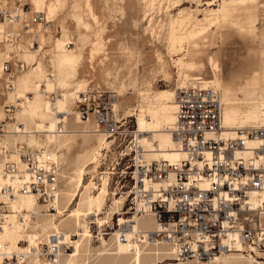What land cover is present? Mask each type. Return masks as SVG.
I'll use <instances>...</instances> for the list:
<instances>
[{
	"label": "built area",
	"instance_id": "2783aa9c",
	"mask_svg": "<svg viewBox=\"0 0 264 264\" xmlns=\"http://www.w3.org/2000/svg\"><path fill=\"white\" fill-rule=\"evenodd\" d=\"M214 2H218L215 0ZM62 36V25L47 18L30 0H0V94L14 90L16 78L33 65L22 55L33 52L44 56ZM73 45V36L64 40L63 49ZM58 92L47 93L54 100ZM117 94L87 84L77 93L74 111L81 121L92 115L96 129L116 138L110 145V171L116 176L112 194L123 198L120 212L99 224L88 216L91 237L121 240L134 217L152 215L157 227L138 230L136 237L167 244L174 264H214L217 256L243 252L256 257L264 253V201L255 207L247 203L249 194L264 190V127L241 126L226 132L222 122L219 92L196 82L178 88L175 94V122L170 132L184 156L176 163L167 160L143 161L142 147L125 144L129 119L114 111ZM5 120L13 121L17 107L4 104ZM5 121L0 122V235L6 221L8 202L18 195H32L56 213L54 203L62 188L61 165L46 147H33L23 141L9 145ZM21 124H18V126ZM258 144L244 155L248 142ZM102 151V150H101ZM133 152V153H132ZM100 152L98 161L102 160ZM117 168V169H116ZM108 177V175H105ZM154 182L158 183L153 187ZM51 233L45 243L32 246L18 256L0 238V264L36 260L52 264L56 255L70 250L71 242ZM72 239L76 235L70 236Z\"/></svg>",
	"mask_w": 264,
	"mask_h": 264
},
{
	"label": "rangeland",
	"instance_id": "374dc122",
	"mask_svg": "<svg viewBox=\"0 0 264 264\" xmlns=\"http://www.w3.org/2000/svg\"><path fill=\"white\" fill-rule=\"evenodd\" d=\"M174 1L175 0H173V2ZM63 2L64 5L62 9L55 15L58 23L62 25V36L54 41L53 45L45 51L46 54L44 56H38L34 59V54L31 53V61H33V59L35 60V66L22 73L20 82L28 75H33L32 71L37 66L40 68V74H37L35 77L36 84L46 80L47 74H53V48L56 43L62 42L63 44V41L70 39L72 35L73 45L66 50L73 54L75 60L72 64H67L55 71L56 75H54L56 79L53 82L54 85L50 84L52 82H48L49 88L56 87V90H59L58 95L60 89L66 92V104L64 102L60 103L66 111L71 107L69 101L70 96H68L67 93L75 90L77 84L84 79L87 84L116 92V107L120 115L130 120L128 130H134L136 137V132L139 129L137 123L139 110L142 108L143 113L146 115V109H155L153 102L156 101L160 93L165 90L174 92L176 87L182 83V81L180 82L181 79L179 78V71L176 65L177 59H181L185 62L191 60L196 62L197 65H202V68L199 70L189 71V74L192 76L202 77L205 80L214 79V76L219 78L221 93L225 86H231L233 90H235L234 96L236 101L241 103L239 104L241 110H246L248 108L249 104L247 103H249L251 99L254 101H264L263 1L251 5L249 9H238L239 11H235L233 17L228 16L226 19L221 18L218 24L212 26L205 34L194 39V41H184L181 46L177 47L178 49L176 47L171 49L170 47V19L176 16L177 12L181 9L194 10L192 13L196 17L201 18L210 8H219V15L221 17L223 16V10H221V6L218 5L220 0L214 2L213 5L210 6L204 4L205 0H180V5L176 6L174 4L172 5L171 0H153L151 1L153 5L149 4V0H90L94 12L98 15V23H95L89 16L85 6V0H62V3ZM241 27H243V29ZM98 30H102L101 38L105 46L103 45V47L101 46L99 49V51L101 49L103 50H101V53L97 51L99 55H92V57L95 58H92L90 62V48L93 43L92 41L96 38L95 36ZM193 42H196L195 46ZM58 54L60 57L61 53ZM157 55L160 56V60L157 59ZM210 57L217 63L218 70H213L208 63ZM254 71H257L258 74L257 86L253 88L249 87L248 89H240V83H244L245 80L249 79ZM151 90L152 92H149ZM250 91H253V97L248 95ZM6 93L3 95L0 94V103L4 100ZM146 93L150 94V98L144 99L143 96H145ZM39 98L44 108L47 109L48 104L45 103L44 97L39 95ZM47 99H49L48 96ZM171 102L172 99L169 104ZM45 109L43 111H45ZM129 110H131V112H127ZM39 112L41 111H38V113ZM131 113L134 114L131 116ZM35 117L32 118L31 115L30 130H33L34 122L45 123V133L53 130L50 125L53 124L54 117L50 112L47 111L44 117L39 115ZM92 119L93 118L90 117L88 122H83L81 120L79 121L77 114H70L63 122H60L51 133L61 130L65 131L68 129L66 127L68 123L80 128H84L85 125L88 126L91 123L93 125L92 129L95 130L96 126ZM6 121L8 120L6 119ZM262 121H264L263 109L260 110L258 119L259 123ZM165 126L163 125V128L168 129V127ZM45 133H36L35 138H37V142H29L30 145L37 148L44 145L47 140V135ZM135 137L133 139V137H130L128 134L125 135V144L132 149H136V146L140 145L142 147V153L145 152L147 149L146 144L137 143ZM83 138L84 136L78 135L68 144V148L57 147L55 148L56 150H54L56 154L58 153L57 157L61 165V177L63 180L62 189L66 188H64L67 181L66 178L71 174L76 156L83 150L81 145ZM87 138H91V141H93L92 143H94L96 135L88 136ZM6 139H9L8 143L10 144L17 140H21L19 137H12L11 139L9 136H6ZM109 140H111V142L101 151V153H104L102 160L92 164L87 170L88 173L85 174V183L87 184L92 180L91 182L95 184V187L91 186V194L98 192L104 176L108 175V177L105 176L108 180V193L101 214L98 215L100 220H108L113 212H120L119 210L122 205L119 204L117 208H114V200L120 198L112 194L113 185L116 183L115 174L114 176H111L112 174H103L104 170L107 171V167H109L108 171H110L111 165H115L112 159V151L109 147L116 141V138L110 136ZM39 142L40 145L38 144ZM152 143L153 148H155L157 143ZM52 148L53 146L50 145L49 149ZM58 148L60 149L58 150ZM153 152L155 151L149 152V155L146 157L149 158V161L161 159L153 155ZM79 200L80 198L76 197L71 207H77ZM42 210L43 213H46L45 207H43ZM59 210L61 211L59 214L49 215L56 223L64 219L67 214V208L63 207L61 204L59 205ZM46 214L48 215V213ZM115 215L116 214H114L113 217H115ZM33 225H35V223ZM59 227V231L65 233L66 229L64 226L60 224ZM140 229L145 228L140 227ZM31 233H38L40 235V228H31ZM71 233L75 234V232ZM113 237L95 239L90 235L91 251L89 254L87 253L83 256V259H86V263L98 264L104 258L108 257L110 253L115 252V233ZM75 238L78 239V236L76 235L74 239ZM103 240L107 243L105 252L102 255H98V252H100L99 250L104 247L102 246ZM36 241L40 244L44 243L46 240H43L40 235ZM138 244L141 246V250H146L147 247L143 245L147 243H140L138 241ZM161 244L168 252V246L164 245V243H160V246ZM71 249H73L72 246L70 247V250ZM132 251L133 250L127 251V259H130L129 257L132 256ZM167 256L166 254L159 255V258L151 259L150 264H167V262H173L171 259H166ZM254 258L257 261L264 262V253L260 251V253H256V257ZM216 262L214 264H216ZM129 263L132 264V259H130Z\"/></svg>",
	"mask_w": 264,
	"mask_h": 264
},
{
	"label": "bare ground",
	"instance_id": "6f19581e",
	"mask_svg": "<svg viewBox=\"0 0 264 264\" xmlns=\"http://www.w3.org/2000/svg\"><path fill=\"white\" fill-rule=\"evenodd\" d=\"M145 1V0H144ZM152 4L151 1L149 0ZM156 1V0H155ZM180 0H171L172 5H180ZM215 0H205L204 4L208 6L213 5ZM162 2V1H161ZM259 0H220L218 5L221 6V10H223V16L219 15V8L214 9L210 8L207 10L205 15L201 18L196 17L192 12L194 10H184L181 9L177 12L176 16H173L170 19V47L177 48L181 46L184 41H194V39L205 34L212 26H216L220 19H226L228 16L233 17L235 11L238 9H249L251 5L258 4ZM30 3L34 8L38 10H42L47 18L54 17L56 13L60 12L64 2L62 0H30ZM154 3V2H153ZM168 3V2H167ZM153 5V4H152ZM85 6L88 10V14L91 19L95 22H99L98 15L94 12L93 6L90 0H85ZM169 6V5H168ZM168 8V7H167ZM239 11V10H238ZM169 26V25H168ZM169 28V27H168ZM243 29V27H241ZM102 30H98L96 32V38L92 41V46L90 48V57L89 60L91 62L92 55L101 53V46L103 47L104 42H102L101 38ZM194 46L196 42H193ZM105 46V45H104ZM105 48V47H104ZM103 48V49H104ZM178 49V48H177ZM98 51V52H97ZM103 51V50H102ZM177 51V50H176ZM31 53L26 52L22 55V57L31 61ZM54 58H53V66L54 72L46 75V80L41 81L36 84L35 77L37 74H40V68L37 66L32 71L33 75H28L25 79L20 82V74L15 81V87L13 91L7 92L4 100L0 103L1 108V117L0 122L5 121V132L6 136L11 137H19L23 142H26L30 145L31 142H37V138H35L36 133H45L46 125L43 122H34L33 130L31 128V115L32 118L35 116L44 117L46 112H50L54 117L53 124L50 127L53 129L47 133V140L45 141L43 147H46L50 154L58 160L57 154L54 150L57 147H66L68 148V144L72 142L74 137L80 135L84 136L81 145L83 150L80 154H78L74 160V167L72 168L71 174L68 176L66 184L64 186L65 189L60 191V195L57 197L54 206L57 210L56 213H43V205L37 202L36 199L32 195H18L13 199H10L8 202V211L6 213V221L3 225V229L1 231L0 238L3 242L6 243L7 249L15 253L18 258L21 253H26L27 251H31L32 246H39V243L36 241L37 238L41 235L43 240L47 241V237L51 233H61L60 239L64 242H71V246L73 249L66 253H62L56 255L55 260L52 264H87L86 259H83L87 253L89 254L91 251L90 239L89 236V226H88V216L93 214L96 215L97 222L102 224L103 220L98 218V215L101 214V210L106 201V195L108 193V180L105 178L102 181L101 187L98 189V192L95 194H91V186L95 187L93 182L85 183V174H87L88 168L98 162V156L103 148L107 147V145L111 142L109 140L110 135H106L102 131L98 129H92L93 125L90 123L88 126H84V128L77 127L68 123L65 131H54V128L59 125L60 122H63L65 118H67L70 114H77L74 111V100L77 96V93L84 90L87 83L83 79L81 82L77 84V87L72 92L67 93L69 97V101L71 104L70 109L67 111L63 109V105L60 103L66 102V92L60 89L59 95L54 100L47 99V93L50 92H58L56 87L49 88L48 82H52L56 79V70L61 68L67 64H72L75 60L73 54H71L66 49L62 48V42H58L55 44L53 48ZM61 53L60 57L59 54ZM94 56V55H93ZM95 58V57H94ZM93 58V59H94ZM2 59V53H0V61ZM35 59V58H34ZM33 59V65L35 66V60ZM157 59L160 60V56L157 55ZM78 60V59H77ZM93 62V61H92ZM162 62V60H161ZM208 63L212 67L213 70L217 69V63L214 61L212 57L208 59ZM92 64V63H91ZM177 68L179 71V78L181 79L178 87L171 92L170 90L161 91L156 101L153 102L155 105V109H146L147 114L143 113L142 108L139 110V114L137 116L138 130L135 140L137 143L146 144V150L142 153L141 157L143 161H149V158H146L149 155V152H153V155L167 160L170 163H176L180 160L184 153L178 147V144L174 137L172 136L170 129L175 122V94L178 88L193 85L196 82H201L204 85H210L214 87L219 92L220 101L222 104V114H221V122L226 132L231 131L235 127L241 126H256V127H264V121L258 122L259 112L261 109L264 110V101H254L251 99L249 101V106L246 110H241L239 108V101H236L234 96L235 90L231 86H225L223 88V92L220 90V80L216 76L214 79L205 80L202 77L192 76L189 74V71L199 70L202 68V65H197L194 61H182L181 59H177ZM29 70V69H28ZM27 70V71H28ZM24 73V72H23ZM55 74V75H54ZM257 71H254L252 76L245 80L244 83H240V89H248L249 87H256L258 83ZM45 76V75H44ZM54 85V84H53ZM150 85V84H149ZM152 88V87H151ZM235 89V88H234ZM150 90V89H148ZM147 90V91H148ZM146 92V91H144ZM149 92H152L149 91ZM154 92V91H153ZM156 93V92H154ZM142 94V93H141ZM253 91L248 93L249 96L253 97ZM39 95L44 97L45 103L48 104V108L45 109L43 104L41 103V99ZM152 95V94H151ZM153 96V95H152ZM144 99L150 98V94L146 93L143 96ZM250 97V98H251ZM172 102L169 104L170 100ZM152 100V99H151ZM143 101V100H142ZM152 103V102H151ZM4 104H13L17 107L16 112L14 114L13 121L5 120V112L3 109ZM66 104V103H65ZM149 104V103H148ZM147 104V106H148ZM153 105V104H152ZM151 105V106H152ZM29 106V107H28ZM149 107V106H148ZM146 107V108H148ZM68 108V107H66ZM45 109V111H43ZM38 111H41L38 113ZM114 111L119 112L116 103L114 104ZM136 111V110H135ZM131 112V110L127 111ZM37 114V115H35ZM134 113H131L132 116ZM78 117V115H77ZM92 117V115L89 116ZM36 118V117H35ZM45 119V118H44ZM79 119V117H78ZM86 120L84 122L89 121ZM43 120V119H42ZM93 120V119H92ZM80 121V119H79ZM258 122V123H257ZM18 124H21L18 126ZM48 124V123H47ZM95 124V123H94ZM163 125L167 128H163ZM48 126V125H47ZM96 126V125H95ZM64 130V129H63ZM96 132V133H95ZM96 135L94 143L91 141L92 139L87 138L88 136ZM106 135V136H105ZM14 139V138H13ZM30 139V140H29ZM9 139H7L8 142ZM19 140V141H21ZM18 141V140H17ZM10 142V141H9ZM30 142V143H29ZM74 142V141H73ZM157 143L156 147L153 148V143ZM40 145V142L38 143ZM258 144L257 140H251L248 142V148L243 150L244 155H250V149ZM9 145H13L9 143ZM52 145L53 148L49 149V146ZM60 148H58L59 150ZM161 159L157 160L160 161ZM261 161L264 163V153L260 157ZM1 167V164H0ZM95 169V166H94ZM62 176V175H61ZM153 187H157L158 183L154 182L152 184ZM98 188V187H97ZM96 188V189H97ZM76 197H79L80 200L77 203V207H71L73 201ZM264 201V190L254 191L249 194L247 198V203L250 204L251 207H255L259 204V202ZM123 199L120 197L114 200V208H117L119 204H122ZM67 208V214L64 219H61L58 223H56L49 215L59 214L61 211L59 210V205ZM112 210V209H111ZM63 212V211H62ZM113 212L112 214H115ZM111 215V214H110ZM107 216V215H106ZM145 216V217H143ZM141 217H134L133 222L129 229L125 232V237L121 240L118 236L119 231H115L116 235V251L110 253L108 257L104 258L98 264H130L129 261L132 259V264H150L151 259L159 258V255H168L166 259L172 258V250L169 248L167 252L166 249L160 246L159 242L150 241L142 237H136V232L141 230L140 227L145 228L144 230H153L156 229L157 224H155V220L153 222L152 215H143ZM152 216V217H151ZM36 219V220H35ZM35 223V225H33ZM60 224L64 226L66 229L65 233L59 231ZM36 227L40 228L41 234L31 233V228L34 229ZM71 232H75L71 233ZM49 233V234H48ZM113 233V234H114ZM74 234L78 236V239H72L70 236ZM45 238V239H44ZM103 238V237H102ZM115 238V237H113ZM27 239V240H25ZM29 240V243H28ZM115 240V239H114ZM45 241V242H46ZM147 243L143 246L147 247L146 250H141V246L138 244ZM44 242V243H45ZM105 240L102 241V249L98 252V255H102L105 252ZM162 243V242H161ZM23 245V246H20ZM150 245V246H149ZM132 251V256L127 259V251ZM129 253V252H128ZM171 255V256H169ZM173 261V260H172ZM217 261V262H216ZM216 264H264L262 261H257L253 255H247L243 252H233L229 254H223L217 256L215 260ZM17 264H38L36 260L28 259L26 261L19 260ZM167 264H174V262H167Z\"/></svg>",
	"mask_w": 264,
	"mask_h": 264
},
{
	"label": "crops",
	"instance_id": "0c3cea01",
	"mask_svg": "<svg viewBox=\"0 0 264 264\" xmlns=\"http://www.w3.org/2000/svg\"><path fill=\"white\" fill-rule=\"evenodd\" d=\"M259 1H263L264 2V0H259Z\"/></svg>",
	"mask_w": 264,
	"mask_h": 264
}]
</instances>
